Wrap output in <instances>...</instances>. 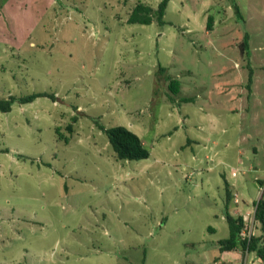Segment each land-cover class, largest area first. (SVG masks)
<instances>
[{
  "label": "rangeland",
  "instance_id": "obj_1",
  "mask_svg": "<svg viewBox=\"0 0 264 264\" xmlns=\"http://www.w3.org/2000/svg\"><path fill=\"white\" fill-rule=\"evenodd\" d=\"M161 1L0 0V99L48 94L0 112V264H215L237 209L264 236V0H170L164 25L129 23ZM97 124L150 157L118 160Z\"/></svg>",
  "mask_w": 264,
  "mask_h": 264
},
{
  "label": "trees",
  "instance_id": "obj_2",
  "mask_svg": "<svg viewBox=\"0 0 264 264\" xmlns=\"http://www.w3.org/2000/svg\"><path fill=\"white\" fill-rule=\"evenodd\" d=\"M170 0H162L158 7L155 9L147 4L138 3L134 8L129 23L131 24H151L156 21L159 25H164V16ZM249 35L246 34L244 41L240 45L242 53H248L249 50ZM165 69L160 68L162 74ZM169 90L174 96L179 95L181 91V83L178 80H174L168 77ZM252 78L249 80L248 90L251 94L252 91ZM46 93L32 94L25 97H14L0 99V112H10L15 102L20 104H26L33 102L38 97H47ZM100 130H102L109 138L116 158L120 161H139L150 157V150L147 148L143 140L130 129L124 126H116L112 128H106L101 124H97ZM226 184L227 200L230 202L232 193L228 181ZM262 195L260 199L255 203L254 220L256 223H261L264 227V182H260ZM226 220L230 229V236L227 239L221 240L220 251L228 252L235 251L237 249L242 250L244 253L254 252L264 264V236H256L253 233L247 234L246 221L244 216L234 217L231 214H227Z\"/></svg>",
  "mask_w": 264,
  "mask_h": 264
},
{
  "label": "crops",
  "instance_id": "obj_3",
  "mask_svg": "<svg viewBox=\"0 0 264 264\" xmlns=\"http://www.w3.org/2000/svg\"><path fill=\"white\" fill-rule=\"evenodd\" d=\"M252 93H253V87H252V91H251V96H252ZM178 96V95H177ZM228 183H229V186H230V190H231V193H232V198H234V200H231V202L230 203H232V202H234V203H236V204H238V202L237 201H239V198H238V196H237V192H236V190H235V184L236 183H230L229 182V180H228ZM231 198V199H232ZM255 200H253V202H254ZM249 212L250 211H248L247 212V214H244L243 212H241V210L240 209H237V210H235L234 212H233V216L234 217H237V216H244V218H245V221L247 222V215L249 214ZM254 214H255V212H254ZM255 233V232H254ZM254 235H256V234H254ZM257 236V235H256ZM221 241V240H220ZM219 241V242H220ZM218 251H219V254L214 258V263L215 264H219V263H221V264H232V262H230L228 259H227V256H228V254L229 253H235L236 254V256L238 257V258H240V260H241V264H250L249 262H244V260H245V257L243 256V253L241 252V250L240 249H237V250H235V251H228V252H221L220 251V245H219V248H218ZM249 253H246V256L248 255ZM261 264H262V261H261Z\"/></svg>",
  "mask_w": 264,
  "mask_h": 264
},
{
  "label": "built area",
  "instance_id": "obj_4",
  "mask_svg": "<svg viewBox=\"0 0 264 264\" xmlns=\"http://www.w3.org/2000/svg\"><path fill=\"white\" fill-rule=\"evenodd\" d=\"M251 234V233H250Z\"/></svg>",
  "mask_w": 264,
  "mask_h": 264
}]
</instances>
